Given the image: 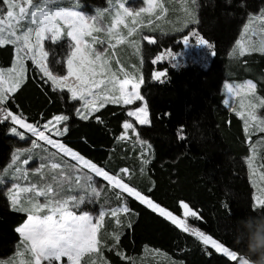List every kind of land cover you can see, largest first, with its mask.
<instances>
[{
    "label": "trees",
    "instance_id": "16d2710c",
    "mask_svg": "<svg viewBox=\"0 0 264 264\" xmlns=\"http://www.w3.org/2000/svg\"><path fill=\"white\" fill-rule=\"evenodd\" d=\"M197 3L196 30L215 45L216 55L207 63L181 57L179 63L175 57L165 59L158 64L165 67L163 83L150 79L151 61L144 64L146 79L140 91L148 105L151 124H133L141 139L152 146L145 156L150 163L142 165L139 146L133 148L128 141L116 139L124 131L122 124L130 120L128 106L108 104L87 121L73 116L68 122V134L57 139L110 174L128 168L131 179L121 173L126 183L181 218L183 210L179 202L189 203L204 218L203 222L189 218L191 226L247 258L234 239H246L250 232L264 225L253 219L257 214L252 207L253 188L245 162L249 145L242 119L223 103V82L250 79L256 83L257 95L264 98V53L253 52L237 59L229 56L249 14L259 12L264 0H197ZM0 7L6 9L3 0ZM50 47L53 45L46 46ZM153 49L155 44L144 45L145 52ZM13 60L14 47L0 46V69L10 68ZM63 66L57 65L53 71L62 73ZM25 68L27 79L11 94L5 105L8 110L22 113L30 123L41 124L54 115H71L67 93L53 92L50 85L42 84L31 60L25 61ZM96 116L102 124L96 121ZM11 126L10 121L0 124V170L9 163L15 147L27 146L10 135ZM130 132L129 136L135 140ZM181 135L183 140L179 138ZM260 135L264 137V133ZM2 189L0 186V261L14 255L21 241L15 229L27 218V214L12 209ZM66 194L79 195L78 192ZM108 200L110 204H105L101 197L97 203L85 204L80 210L110 209L123 202L116 198L115 190L110 191ZM123 200L131 212L120 216V225L107 215L99 232L100 257L107 264H136L145 250L161 252L176 264H238L183 233L126 193ZM114 233L120 235L119 244L113 239ZM117 252L123 253L125 259Z\"/></svg>",
    "mask_w": 264,
    "mask_h": 264
},
{
    "label": "snow or ice",
    "instance_id": "6c2138e0",
    "mask_svg": "<svg viewBox=\"0 0 264 264\" xmlns=\"http://www.w3.org/2000/svg\"><path fill=\"white\" fill-rule=\"evenodd\" d=\"M183 3L182 10L186 18L198 23L195 18V11L199 7L197 0H183ZM3 4L7 7H0V46L14 45L16 58L11 68L0 69V124L10 121L13 126L9 128V133L27 145L15 147L10 163L0 170V186L10 185L6 195L12 209L27 213L24 223L15 229L21 238L16 252V257L21 258L19 264H56L64 257L68 264H96L92 257H102L101 240L98 236L105 216L116 218V224L120 225V214L131 212L127 202L123 200V193L146 205L183 233L195 237L204 246H210L216 253H221L238 264H248V259L236 250H231L211 235L189 224V218L201 222L204 219L189 203L179 202V207L183 210L181 218L126 183L121 173L131 179L128 168L120 169L115 175L110 174L66 146L60 139L53 138L68 134V122L73 116L87 121L108 104L130 106L144 100L140 91L144 76L140 75L137 79L131 75L117 57L115 49L127 42V37L120 34L119 28L121 25L128 28L127 36L131 37L137 31L136 25L140 24L145 15L150 17L149 25L153 23L151 17L160 20L168 12L164 0H144L146 6L139 7L138 10L128 0H108L109 7L97 9L94 15L82 10L81 0H3ZM58 4L68 6L54 7ZM105 13L111 15L109 24L103 22ZM128 18H131V27L126 23ZM250 32L264 34V8H261L258 15L249 14L243 25L241 38L236 40L229 56L242 57L253 51L264 53V40L257 43L248 35ZM97 33H105L107 41L95 35ZM192 37H195L197 44L206 46L212 55H216L215 45L199 32L193 31L185 35L182 41L188 44ZM142 39L149 45L156 44V40L150 36H143ZM62 41L63 51L57 53L56 46H61ZM45 42L53 47L46 49ZM105 43L107 47L103 51L94 47ZM165 55L169 59L174 58L173 51L168 49L165 53L156 55L151 63L157 64ZM113 59L118 66L116 70L112 68ZM25 60H31L36 66L42 84L50 85L53 92L66 90L68 102L72 105L71 115H54L41 124L30 123L22 113L14 114L8 110L5 105L11 99V94L17 92L27 79ZM65 63L66 75L54 73L53 68ZM164 76L166 73L163 71L152 73V79L161 83L164 82L161 80ZM256 89V84L251 80L242 84L225 83L224 90L228 98L223 101L225 106L232 107L244 121V131L251 151L247 163L253 187H257V177L264 182V172H258L254 163L257 159V144L252 143L253 135L257 132L264 133V117L258 113L259 109L264 108V98L256 94ZM233 98H239L238 107H233ZM127 116L134 117L140 125L151 124L147 103L127 111ZM95 118L98 123H103L99 116ZM122 128L124 131L116 139L128 141L133 148L139 146L142 165L150 163V159H145V156L152 146L141 139L132 122L125 121ZM129 130L135 140L129 136ZM179 138L183 140L184 136ZM257 143L264 145V138ZM49 147L54 151H50ZM65 158L74 163H69V159ZM34 159L39 160V165L30 169L27 166ZM261 167L264 168V165ZM143 171L144 167H141V172ZM94 176L106 181L109 191L119 190L116 198L123 202L116 208L102 207L97 216L87 211L77 214L82 205L95 204L102 194H106L105 186H97ZM32 177L37 178L36 182H32ZM258 191L260 195L253 198L252 207L255 214H264V188H258ZM72 192H78L79 195L66 194ZM40 197L44 198L43 203L40 202ZM128 227H131L130 223ZM113 239L119 244L120 235L114 233ZM25 252L30 254L29 261L22 259ZM117 255L125 259L123 253L117 252ZM0 264H17V259L10 258L8 261H0Z\"/></svg>",
    "mask_w": 264,
    "mask_h": 264
},
{
    "label": "rangeland",
    "instance_id": "374dc122",
    "mask_svg": "<svg viewBox=\"0 0 264 264\" xmlns=\"http://www.w3.org/2000/svg\"><path fill=\"white\" fill-rule=\"evenodd\" d=\"M100 2H101V0L96 2V3H91V2L83 3V2H81L83 4L82 10L85 11L86 13H88L89 15H94L96 13L97 9H104V8L109 7L108 0H103L102 5ZM128 3L133 8H135L137 10L139 7L146 6L144 4V0H128ZM164 5L168 9V12L160 20H155L154 17H151L153 23L151 25H149L148 20L150 19V17L145 15L144 17L141 18L140 24L136 25L137 31L135 33H133V35L131 37L127 36L128 28L124 27L123 25H121L119 28L120 34L124 37H127V42L117 46V48L115 49L117 57L120 59L121 64L126 68V70L131 75L136 76L137 79L139 78L140 75H143L144 81H145V79H146V73L144 71L145 62L146 61H152L156 55H160L161 53H165L166 50H168V49H171L173 51L176 63H179L180 57H181V59L184 58V59H187L188 61H192V62L195 61V62H200V63H204V62L207 63L214 56V55H212L211 50H209L206 46L197 44L195 42V37H192L188 44H185L182 41V39L185 35H189L193 31L198 32L196 30V27H195L197 23H193V22H191L190 18H186L185 13L182 10L184 7L183 0H164ZM60 6L67 7L68 5L67 4H58V5H55L54 7H60ZM5 7H7V6L5 5ZM262 8H264V7H262ZM260 10H259V12H260ZM157 11H159V10H157ZM197 12H198V8L195 11L196 20H197ZM259 12H257L254 15H258ZM247 20H246V22H247ZM103 22L105 24H109L111 22V15H109L108 13H105V15L103 17ZM126 23L129 25V27H131L132 26L131 18H128L126 20ZM185 24H187V27H185ZM254 27H257V26H254ZM242 29H243V27H242ZM242 29H241V32L239 34L238 39L241 38ZM95 35H97L101 39H104L105 41H107V36L105 33H97ZM248 35L251 36V38L254 41H256L257 43H259L260 40H264V34H260L259 32H256L255 34L250 32ZM143 36H150L156 40L155 49L145 52L144 45L147 43V41L142 39ZM48 44H50V43L45 42V47ZM63 44H64V41L61 42V46H56L57 53H60L63 51V47H62ZM12 46L14 47V60H15V58H16L15 46L14 45H12ZM234 46H235V43L233 44L232 48ZM94 47L97 50L103 51V49L107 47V43H105L103 45L97 44ZM159 48L161 50H163V49L164 50L159 51ZM253 52H258V51H253ZM253 52H250V53H253ZM250 53H247V54H250ZM258 53H260V52H258ZM230 57L232 59H237L240 56H236V57L230 56ZM165 59H169V58L165 55V58L163 60H161L157 64H153V68L150 71L151 72L150 79H152V73L153 72H155V71H163L164 72L165 71L164 66H161V67L158 66V64L164 63ZM14 60H13V62H14ZM12 65H13V63H12ZM203 66L205 67L206 65L203 64ZM117 67L118 66L115 64V60L113 59L112 60L113 70H116ZM5 70H7V69H5ZM62 71H63L62 73H56V74H63V75L67 74L66 63L62 67ZM161 79H162V77H161ZM249 80L250 79H243L241 81L225 80L223 82L224 97L228 98V96L224 90V84L225 83L242 84L245 81H249ZM156 82H159V81H156ZM252 82L255 83L254 81H252ZM64 92H66V90ZM144 103H145L144 100L143 101H137L135 104L128 106L129 110H135L138 107H142L144 105ZM238 105H239V98H233V107H238ZM226 107L229 111L236 114V112L232 110V107H228V106H226ZM258 113L262 117H264V112H262V108L258 110ZM129 118H130V120L128 122H132V123L135 122L136 124L140 125L135 120L134 117H129ZM243 126H244V121H243ZM130 133L131 132L129 130L128 134H130ZM244 134L246 136V142L249 145L248 138H247L245 131H244ZM260 134H261V132H257L255 135H253V136H255L254 139L252 136V143L257 144V159L254 163H255V166H256L258 172H264V168L261 167V165H264L263 145L257 143L262 138H264ZM53 138L57 139L58 137L54 136ZM49 150L54 151V149H51L50 147H49ZM250 154H251V151H250V147H249V156H250ZM247 158L245 159V162H246V165L248 168ZM65 159H69V158H65ZM9 163H10V161H9ZM69 163H74V161H71L69 159ZM38 165H39V160L34 159L30 163V165H28L27 167H29L30 169H34ZM248 174H249V178H250L251 185L253 188V198H254L257 195H260L258 188H264V182L259 181L258 177H257V187H253V178L250 175L249 168H248ZM31 179H32V182H36L37 178L32 177ZM94 180H95L97 186H100V185L105 186V184H107V182L104 181L101 177H95L94 176ZM22 183H27V182H22ZM8 186H10V185H4L3 186L2 190L5 193V195H6V191H7ZM115 191L117 192L119 190H115ZM109 193H110V191L108 190L106 194H102V196H101L104 198V202H105V200H107V204H110V200H108ZM124 194L125 193H123L122 195H124ZM104 195H107V196H104ZM6 197H7V195H6ZM39 199H40L41 203L44 202L43 197H40ZM9 204H10V202H9ZM82 206H84V205H82ZM116 207H119V206H116ZM116 207H114V208H116ZM81 211L82 210L77 211V214H80ZM100 211L101 210L93 211V212H89V213L92 214L93 216H97ZM22 213H25V212H22ZM25 214H27V213H25ZM121 215H124V214L122 213V214H120V216ZM120 216H119V218H120ZM105 217H107V215ZM108 217L113 218L110 215H108ZM113 219L116 220V218H113ZM102 226H101V228H102ZM19 246H20V244L18 245V247ZM18 247H17L13 256L6 258V259H3L2 261H8L10 258H16L17 264H19V260L21 258L16 257V252L18 250ZM22 259L25 261H29L31 259L30 254L25 252ZM92 259H94L96 261V264H104V261L102 260V258L99 255L93 256ZM44 264H47V262H44ZM56 264H68L67 258L66 257L62 258V260L60 262H56ZM82 264H84V262H82ZM136 264H176V262H174L173 260H170L168 257H166L161 252L154 251V250L153 251L152 250H145L142 257H140L139 259L136 260Z\"/></svg>",
    "mask_w": 264,
    "mask_h": 264
},
{
    "label": "clouds",
    "instance_id": "9594fccd",
    "mask_svg": "<svg viewBox=\"0 0 264 264\" xmlns=\"http://www.w3.org/2000/svg\"><path fill=\"white\" fill-rule=\"evenodd\" d=\"M257 219L264 225V214H257ZM234 243L248 259V264H264V226L250 232L246 239H234Z\"/></svg>",
    "mask_w": 264,
    "mask_h": 264
}]
</instances>
